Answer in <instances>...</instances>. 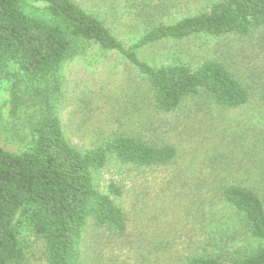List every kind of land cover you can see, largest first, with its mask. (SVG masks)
Here are the masks:
<instances>
[{
	"label": "trees",
	"instance_id": "trees-1",
	"mask_svg": "<svg viewBox=\"0 0 264 264\" xmlns=\"http://www.w3.org/2000/svg\"><path fill=\"white\" fill-rule=\"evenodd\" d=\"M33 1L43 6L38 15L26 13L25 0H0V83L7 88L8 118L24 123L13 128L22 133L23 147L18 152L0 147V264H25L22 228L43 242L45 264H82L90 222L117 237L128 229L115 202L122 188L113 181L102 192L95 175L110 160L138 168L164 166L176 159L177 150L121 130L91 148L75 146L67 135L72 120L59 111L66 93L63 64L86 46H96L102 57L117 54L136 71L150 94V109L168 114L203 96L222 110H236L253 95L264 121V64L253 69L243 64L247 73L237 78L226 61L192 68L152 66L139 57L140 50L161 43L201 35L243 38L264 29V0H204L202 5L201 0ZM192 3L200 7L196 12L172 20L180 4ZM134 28L139 36L126 46L118 34ZM257 47L264 52V32ZM133 98L132 113L141 110L145 97ZM127 109L122 116L129 118ZM257 154L262 156L237 165L236 171H243L239 178L216 180L215 192L242 217L249 235L264 241V151ZM186 264H264V245L237 256L191 257Z\"/></svg>",
	"mask_w": 264,
	"mask_h": 264
},
{
	"label": "rangeland",
	"instance_id": "rangeland-1",
	"mask_svg": "<svg viewBox=\"0 0 264 264\" xmlns=\"http://www.w3.org/2000/svg\"><path fill=\"white\" fill-rule=\"evenodd\" d=\"M42 8L38 2L25 0L28 14L38 15ZM198 8L194 3L180 4L171 18L176 21ZM138 30L120 32L118 37L129 46L136 42ZM263 32L255 28L243 38L201 35L161 43L140 50L139 57L152 66L192 68L226 61L238 78L247 73L243 64L262 68L264 52L257 43ZM61 74L66 93L59 111L64 120H72L67 135L75 146L91 148L121 130L177 150L176 159L164 166L138 168L110 160L95 175L102 192L113 181L122 188L123 195L115 202L126 215L128 229L125 236L117 237L90 222L84 233L82 264H186L191 257L237 256L264 245L249 235L242 217L215 192L216 180L239 178L243 171H236L238 164L244 166L245 158L262 156L257 153L264 151V121L255 96L236 110H222L197 96L172 113H160L150 109V94L136 71L117 54L102 57L96 46H86L67 60ZM135 94L145 99L141 110L132 113L129 107ZM7 102L6 85L0 83V147L18 152L23 147L22 133H13V128L24 123L8 118ZM125 108L132 114L129 118L122 116ZM20 239L25 264L46 263L41 240L26 228L20 230Z\"/></svg>",
	"mask_w": 264,
	"mask_h": 264
}]
</instances>
